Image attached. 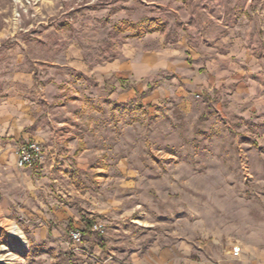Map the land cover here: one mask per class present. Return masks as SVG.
Returning <instances> with one entry per match:
<instances>
[{"label":"rangeland","instance_id":"rangeland-1","mask_svg":"<svg viewBox=\"0 0 264 264\" xmlns=\"http://www.w3.org/2000/svg\"><path fill=\"white\" fill-rule=\"evenodd\" d=\"M180 41L208 89L158 73L159 98L118 104L128 84L75 68ZM15 98L69 123L20 139L44 148L37 171L0 137V264H264V0H0V106Z\"/></svg>","mask_w":264,"mask_h":264},{"label":"crops","instance_id":"crops-1","mask_svg":"<svg viewBox=\"0 0 264 264\" xmlns=\"http://www.w3.org/2000/svg\"><path fill=\"white\" fill-rule=\"evenodd\" d=\"M176 46L165 47L157 52H142L138 55H132L129 49H125L119 59L104 63L93 70H88L81 64L76 65L78 73L86 74L95 84L108 86L109 79L115 78L122 83V87L128 84L126 89H114L110 93V98L118 104H124L134 98L136 94H143V103H152L159 98L157 93H148L149 85L154 76L158 73L169 74L173 83L178 84V91L185 92L183 89L192 86L195 89H208L216 81L211 72L213 65L210 64H194L193 66L187 61L193 55L186 46V43L178 42ZM236 53V52H235ZM240 60V55L235 54ZM193 59V58H192ZM224 67V66H223ZM80 71V72H79ZM225 74L220 71L218 76ZM171 82H163L157 91L163 93L162 96L168 94ZM113 85V84H112ZM113 86H119L113 85ZM49 96L48 102L53 97ZM40 107L34 99L23 100L15 98L0 106V137L10 139L12 146L20 142L21 138H29L40 141L43 135H54V126H65L69 121H55L50 124L41 123ZM72 125V122L70 123ZM68 133V132H67ZM69 134V133H68Z\"/></svg>","mask_w":264,"mask_h":264},{"label":"built area","instance_id":"built-area-1","mask_svg":"<svg viewBox=\"0 0 264 264\" xmlns=\"http://www.w3.org/2000/svg\"><path fill=\"white\" fill-rule=\"evenodd\" d=\"M16 166L19 169L39 170L45 162L44 148L37 142H21L15 147ZM94 233H103L104 225L100 223H93L90 227ZM82 234L79 231L70 233L71 241L76 244L82 241ZM239 249H234V253L238 254Z\"/></svg>","mask_w":264,"mask_h":264},{"label":"trees","instance_id":"trees-1","mask_svg":"<svg viewBox=\"0 0 264 264\" xmlns=\"http://www.w3.org/2000/svg\"><path fill=\"white\" fill-rule=\"evenodd\" d=\"M89 228H90V224H87V225H86V229H89Z\"/></svg>","mask_w":264,"mask_h":264}]
</instances>
